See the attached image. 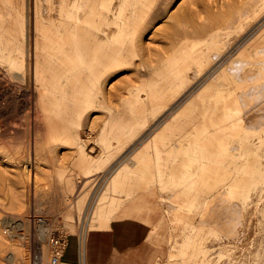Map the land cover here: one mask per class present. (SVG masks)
<instances>
[{
  "label": "bare ground",
  "instance_id": "1",
  "mask_svg": "<svg viewBox=\"0 0 264 264\" xmlns=\"http://www.w3.org/2000/svg\"><path fill=\"white\" fill-rule=\"evenodd\" d=\"M155 188L166 264H264V0H0V264H49L59 214L85 264Z\"/></svg>",
  "mask_w": 264,
  "mask_h": 264
},
{
  "label": "crops",
  "instance_id": "2",
  "mask_svg": "<svg viewBox=\"0 0 264 264\" xmlns=\"http://www.w3.org/2000/svg\"><path fill=\"white\" fill-rule=\"evenodd\" d=\"M163 212L159 194L155 190L133 196L117 211L115 210L104 227H97L88 232L85 264H133L130 258H127V252L121 250L127 246L137 245L142 240L157 246L156 232ZM154 214H159L156 221L151 219ZM110 232L114 234H108ZM158 257L160 256L151 252L150 261L155 258L154 264H157ZM78 261L81 262L79 255ZM67 263L77 262L68 260Z\"/></svg>",
  "mask_w": 264,
  "mask_h": 264
},
{
  "label": "rangeland",
  "instance_id": "3",
  "mask_svg": "<svg viewBox=\"0 0 264 264\" xmlns=\"http://www.w3.org/2000/svg\"><path fill=\"white\" fill-rule=\"evenodd\" d=\"M113 82H114V80H111L110 82H109V84H108V86H107V88L108 87H110L111 86V84H113ZM8 121H9V118L6 116V115H4L3 116V118H2V124H5V123H8ZM75 156L73 155V154H68L67 155V157H63V159H61L60 161H58L57 162V166L58 167H61V168H63L64 170H66L68 173H71V174H75V177H79V175H78V170H77V168H75L74 167V160H75V158H74ZM44 171L46 172V173H48L51 177H54V170H52V169H50V170H47V168L46 169H44ZM105 175V176H103V175ZM101 175L103 176H99V178H98V180H97V182L99 181V179H100V181H99V185L100 186H96V187H91V188H89L88 190V192L91 194V191L92 192H96V194L98 193V191H97V189H98V187H99V190L100 191H102L103 189L105 190V187H106V181H104V180H106V178H107V176H109V173H102ZM108 174V175H107ZM40 177H41V179L43 180L44 179V175H42V174H40ZM106 177V178H105ZM103 178H105L104 180H103ZM103 180V181H102ZM95 190H94V189ZM153 190H156V192H158V194H159V191H158V189L157 188H155V189H153ZM87 192V191H86ZM85 193V192H84ZM93 194V196H94V193H92ZM95 194V195H96ZM161 195V194H160ZM162 197V196H161ZM9 198V197H8ZM162 200H163V198H162ZM0 201H2L3 202V198H1L0 199ZM73 205H74V201L72 200V201H70ZM5 203V206H7L6 207V209L8 210L7 212H9V211H15L14 209L16 208V206L13 204V202H11L10 201V199H6V201L4 202ZM23 205H25V204H23ZM22 207V206H21ZM20 207V213L22 212V211H24L25 209L27 210L28 209V205H25V206H23V208H21ZM5 209V210H6ZM25 210V211H26ZM22 213H24V212H22ZM166 215V212L164 213V215L162 216V220H163V217ZM40 215H38V217H39ZM59 216H61L60 214H59ZM57 217V223H56V225H54V227L56 228V230H55V228L53 229H51V231H53L52 232V235L53 234H55V235H60V236H65V237H69V236H71V235H75L76 236V238H77V234H76V232H72V233H70V231H69V227H67V226H64V217H63V215L61 216V217ZM41 217V216H40ZM62 217H63V220H62ZM158 218H159V214H154L153 216H152V220L153 221H156V220H158ZM201 217H200V215H198L197 217H196V220L198 221L199 219H200ZM63 223V224H62ZM59 225V226H58ZM61 226V227H60ZM85 227H84V230L82 229H80L79 230V233H80V235H82V236H84V235H87L88 234V232L87 233H85L86 232V224L84 225ZM60 227V228H59ZM63 227H65V228H63ZM166 227H167V229H166V232H164V233H166V238L164 237V238H160L159 236H157V239L155 240V244L157 245V246H154V245H152V244H150L149 242H145V241H141V242H139L137 245H132V247H125V249L123 248L121 251L122 252H127V258H130V261H131V263H133V264H136V263H138V264H154V261L156 260L155 258L152 260V261H150V255H151V252H154L155 254H157V255H159L160 257H158L159 258V261H158V263L157 264H166L167 263V259H168V254H169V252L171 251V252H174V250H176V248L175 247H169L167 244H165V241H167L168 239H169V237H171L172 235H175V230H176V226L175 227H173V226H171L170 227V225H169V227L167 226V224H166ZM59 228V229H58ZM62 228V229H61ZM66 228H68V230L66 229ZM65 229V230H64ZM114 230V229H113ZM62 231V232H61ZM158 231H159V229H158ZM108 234H110V235H112V234H114V232H110V233H108ZM162 236V235H161ZM247 237V236H246ZM49 238V237H48ZM165 240V241H164ZM20 244L23 246V249H24V251H25V253L27 252V248H28V240H26L25 238H22L21 239V242H20ZM50 250H51V248H50ZM150 250H152L151 252H150ZM31 256H32V252H31V254H30ZM154 255V254H153ZM155 257V256H154ZM32 258V257H31ZM10 262H12V261H10ZM10 262L8 263V264H10ZM14 263V262H13ZM12 264V263H11ZM16 264V263H15ZM82 264V263H81Z\"/></svg>",
  "mask_w": 264,
  "mask_h": 264
},
{
  "label": "built area",
  "instance_id": "4",
  "mask_svg": "<svg viewBox=\"0 0 264 264\" xmlns=\"http://www.w3.org/2000/svg\"><path fill=\"white\" fill-rule=\"evenodd\" d=\"M65 243V237L60 235H53L50 240L52 254L50 256L49 264H61L62 260V247Z\"/></svg>",
  "mask_w": 264,
  "mask_h": 264
}]
</instances>
